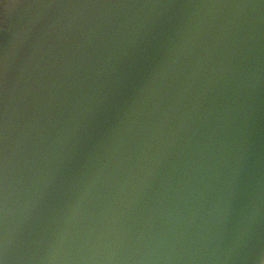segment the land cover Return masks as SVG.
Here are the masks:
<instances>
[{"label": "water", "instance_id": "obj_1", "mask_svg": "<svg viewBox=\"0 0 264 264\" xmlns=\"http://www.w3.org/2000/svg\"><path fill=\"white\" fill-rule=\"evenodd\" d=\"M0 0L6 264H264V0Z\"/></svg>", "mask_w": 264, "mask_h": 264}, {"label": "snow or ice", "instance_id": "obj_2", "mask_svg": "<svg viewBox=\"0 0 264 264\" xmlns=\"http://www.w3.org/2000/svg\"><path fill=\"white\" fill-rule=\"evenodd\" d=\"M41 7H63V0H36ZM7 79L8 54L0 53V195L4 180V160L7 142ZM0 264H6V256L0 257Z\"/></svg>", "mask_w": 264, "mask_h": 264}]
</instances>
